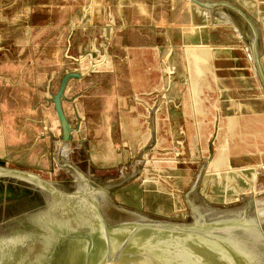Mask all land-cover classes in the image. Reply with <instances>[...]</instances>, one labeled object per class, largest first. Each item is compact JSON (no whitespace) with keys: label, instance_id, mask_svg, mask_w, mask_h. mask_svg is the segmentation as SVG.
I'll return each instance as SVG.
<instances>
[{"label":"water","instance_id":"obj_1","mask_svg":"<svg viewBox=\"0 0 264 264\" xmlns=\"http://www.w3.org/2000/svg\"><path fill=\"white\" fill-rule=\"evenodd\" d=\"M0 264H264V0H0Z\"/></svg>","mask_w":264,"mask_h":264},{"label":"trees","instance_id":"obj_2","mask_svg":"<svg viewBox=\"0 0 264 264\" xmlns=\"http://www.w3.org/2000/svg\"><path fill=\"white\" fill-rule=\"evenodd\" d=\"M0 166L4 167V166H6V163L3 160H0Z\"/></svg>","mask_w":264,"mask_h":264}]
</instances>
